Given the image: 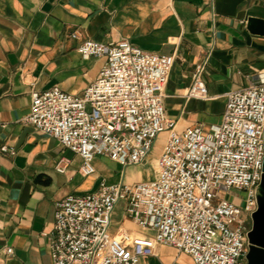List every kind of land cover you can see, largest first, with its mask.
Instances as JSON below:
<instances>
[{
    "label": "built area",
    "instance_id": "built-area-1",
    "mask_svg": "<svg viewBox=\"0 0 264 264\" xmlns=\"http://www.w3.org/2000/svg\"><path fill=\"white\" fill-rule=\"evenodd\" d=\"M77 50L84 58H105L96 79L80 96L58 86L33 92L23 122L79 156L83 177L96 173V157L127 168L158 148L155 176L134 183L103 178L95 191L58 201L47 235L51 264H140L158 245L194 264H247L263 174L264 76L228 91L220 123L209 131L179 129L163 102L173 55L144 51L126 39L107 45L84 39ZM206 62L195 66L186 99L209 98ZM1 150L13 152L6 145ZM69 163L60 157L56 171L64 173ZM120 202L125 217L148 234L110 229Z\"/></svg>",
    "mask_w": 264,
    "mask_h": 264
},
{
    "label": "crops",
    "instance_id": "crops-1",
    "mask_svg": "<svg viewBox=\"0 0 264 264\" xmlns=\"http://www.w3.org/2000/svg\"><path fill=\"white\" fill-rule=\"evenodd\" d=\"M250 17L264 23V0H0V264H51L47 235L56 203L95 191L102 179L96 167L104 157L94 158L96 173L83 177L79 156L23 122L33 92L58 86L80 96L96 79L105 58L82 57V40L107 45L126 39L144 51L173 55L166 115L179 129L201 125L209 131L220 123L225 94L264 76V32L248 25ZM204 59L209 98L186 99L194 68ZM5 145L13 152H3ZM60 157L70 160L64 173L55 169ZM122 180L144 177L134 166ZM124 222L118 227L149 233L125 215ZM140 264L194 263L158 245Z\"/></svg>",
    "mask_w": 264,
    "mask_h": 264
},
{
    "label": "rangeland",
    "instance_id": "rangeland-1",
    "mask_svg": "<svg viewBox=\"0 0 264 264\" xmlns=\"http://www.w3.org/2000/svg\"><path fill=\"white\" fill-rule=\"evenodd\" d=\"M212 122H217L215 119L208 121V125ZM157 150H153V152L148 156V158L141 164L136 165L137 168L141 171L144 180H150L154 176V167L153 162L155 161V157L157 156ZM134 166H129L126 169L124 167L117 165L111 160L103 158L97 165L96 169L101 174L102 179H106L108 183L120 181L123 177V172L125 173V180L126 176L130 174V171L133 169ZM132 168V169H131ZM125 170V171H124ZM135 170V169H134ZM99 184V183H98ZM233 195H238L239 197H243L245 193L243 191H233ZM123 203L120 202L116 205L115 209L112 213V221H111V230H114L120 224L124 222V214H123Z\"/></svg>",
    "mask_w": 264,
    "mask_h": 264
},
{
    "label": "water",
    "instance_id": "water-1",
    "mask_svg": "<svg viewBox=\"0 0 264 264\" xmlns=\"http://www.w3.org/2000/svg\"><path fill=\"white\" fill-rule=\"evenodd\" d=\"M248 25L258 32H264V23L261 19L248 18ZM258 207L252 214V225L248 232V252L246 254L247 264H264V162L263 174L258 191Z\"/></svg>",
    "mask_w": 264,
    "mask_h": 264
},
{
    "label": "bare ground",
    "instance_id": "bare-ground-1",
    "mask_svg": "<svg viewBox=\"0 0 264 264\" xmlns=\"http://www.w3.org/2000/svg\"><path fill=\"white\" fill-rule=\"evenodd\" d=\"M164 136V134H161V137H163ZM153 164H155V161L153 162ZM154 176H155V174H154ZM154 176H153V178H154ZM152 179V178H151Z\"/></svg>",
    "mask_w": 264,
    "mask_h": 264
}]
</instances>
